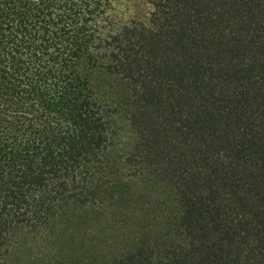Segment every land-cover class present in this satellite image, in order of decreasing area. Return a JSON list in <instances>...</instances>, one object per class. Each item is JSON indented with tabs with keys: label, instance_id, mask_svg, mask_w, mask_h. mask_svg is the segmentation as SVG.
Here are the masks:
<instances>
[{
	"label": "trees",
	"instance_id": "1",
	"mask_svg": "<svg viewBox=\"0 0 264 264\" xmlns=\"http://www.w3.org/2000/svg\"><path fill=\"white\" fill-rule=\"evenodd\" d=\"M120 1L0 0V264H88L69 228L112 183L96 69L127 87L121 159L175 203L100 264H264V0H144L147 24Z\"/></svg>",
	"mask_w": 264,
	"mask_h": 264
},
{
	"label": "rangeland",
	"instance_id": "2",
	"mask_svg": "<svg viewBox=\"0 0 264 264\" xmlns=\"http://www.w3.org/2000/svg\"><path fill=\"white\" fill-rule=\"evenodd\" d=\"M149 12L150 7L144 0H121L116 5L120 19L136 18L147 24ZM91 83L95 104L103 114L106 111L98 153L110 161L102 178L112 183L109 192L99 195L95 206L77 216V224L69 232L70 238L78 236L74 247L84 261L100 264L110 254L129 249L150 236L156 238L161 224L175 209V203L169 187L144 173L132 175V168L121 159L134 144V135L123 116L128 102L125 83L101 69L92 73Z\"/></svg>",
	"mask_w": 264,
	"mask_h": 264
}]
</instances>
